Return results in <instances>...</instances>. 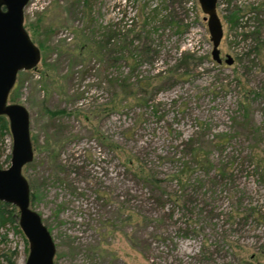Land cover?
<instances>
[{
	"label": "rangeland",
	"instance_id": "rangeland-1",
	"mask_svg": "<svg viewBox=\"0 0 264 264\" xmlns=\"http://www.w3.org/2000/svg\"><path fill=\"white\" fill-rule=\"evenodd\" d=\"M164 11L175 26L151 33ZM216 14L220 64L196 0H29L24 28L41 60L18 73L9 102L29 113L34 156L22 174L54 241L53 264H264V0H217ZM130 21L147 22L167 51L134 72L108 60ZM116 73L130 95L109 82ZM158 73L154 86L133 85ZM2 127L6 169L12 139ZM197 149L210 165L190 162L179 187L174 176ZM132 157L155 186L131 178ZM28 254L8 220L0 264H25Z\"/></svg>",
	"mask_w": 264,
	"mask_h": 264
},
{
	"label": "water",
	"instance_id": "water-1",
	"mask_svg": "<svg viewBox=\"0 0 264 264\" xmlns=\"http://www.w3.org/2000/svg\"><path fill=\"white\" fill-rule=\"evenodd\" d=\"M217 0H196L204 15L210 58L220 64L218 45L222 37L216 14ZM29 0H0V117L8 123L12 139L10 164L0 168V202L17 210L20 231L28 242L29 254L25 264H53L55 244L40 215L31 208L30 188L22 169L33 161L34 150L30 137L29 113L9 96L21 71L34 70L41 60L39 48L24 28V8ZM225 65L232 60L225 56Z\"/></svg>",
	"mask_w": 264,
	"mask_h": 264
},
{
	"label": "trees",
	"instance_id": "trees-1",
	"mask_svg": "<svg viewBox=\"0 0 264 264\" xmlns=\"http://www.w3.org/2000/svg\"><path fill=\"white\" fill-rule=\"evenodd\" d=\"M170 4L173 5V3L179 4L181 3V0H169ZM183 2V1H182ZM238 11V10H237ZM159 19L157 20L156 24L154 27H152L151 29V33L153 31V33H156L157 31H164L167 28H169V24H173L172 26H175V22H173L170 18H169V14L166 13L164 11L163 14H159ZM236 16V14H235ZM236 18V17H235ZM233 18V19H235ZM237 20V19H236ZM133 21H130L128 23V25H126L125 29L122 30L121 34H119V38L121 39L120 42L118 41V51H115L116 53H118V57H114L112 55V53H114L113 50H109V56L108 60H109V67L110 68H117L118 66H120V64L127 66L126 68L128 69L129 72H134L137 68V66L141 63V62H148L151 63L152 61L156 60V58L158 56H165L167 55V51H165L163 49L162 44L160 45V40L161 37H159L158 35L156 36V40L149 38V31L144 32V28L147 27V22H143L140 25H132ZM235 22V20H234ZM237 22V21H236ZM138 27L139 26V31L142 33V36L140 35V32L135 31L133 33V28ZM144 27V28H143ZM113 37H115V34L113 35H109L106 38L107 41V45H109V43L114 39ZM162 43V41H161ZM94 45V41H86L83 42V46L82 48L86 49L89 48L91 46ZM105 47V46H104ZM105 49H107V47H105ZM165 52V53H164ZM192 56H183V59H190ZM118 70V69H117ZM167 75L169 74V72H166ZM166 73H158L156 76L152 77V78H147L146 82L147 83H142L140 84V81L135 80V83H133V85L135 84L136 87H142L144 85H148L149 83L153 84V86L155 85V83L157 81H161L164 77H162V75H165ZM188 77V73L187 72H182V74H177L176 77L180 78V77ZM169 78V77H168ZM127 79H121V76L119 73H116V75H112L111 79L109 80V82L113 85H117L120 88L123 89V93L127 92V95H130L131 92L127 91L128 89V82H126ZM149 81V83H148ZM148 88V87H147ZM141 89V88H140ZM126 90V91H125ZM144 94V93H143ZM119 96V94L113 93L112 98L110 100L109 103V108L110 110L114 111L117 108V105L115 103V98H117ZM133 100L136 102V104H139V99L132 97ZM137 104V105H138ZM59 113H63V111H59ZM0 122L2 124V128L3 130L8 133V123L7 120L4 117H0ZM205 154L204 152H202L201 150L197 149L192 151V154L188 157V162L183 163L180 165V169L178 171V173H176V175L174 176V180L177 181L176 184L179 185V187H184V180L187 178L186 175L187 174H191L192 170L191 167L189 165L190 162H192L194 169L198 168L201 171H205L206 169H208L210 163L207 161L206 157H204ZM10 158V157H9ZM136 160V162H135ZM126 163V165H128L129 169H131V171L133 172H129V175L131 176V178L137 182H140L141 184H150L155 186L154 184H157L159 181L156 178H153V176L151 175L152 173L145 167V165L143 164V162H140L137 158H128L124 161ZM135 162V163H134ZM261 163V161L258 162V159L256 161V168H258L259 164ZM191 172V173H190ZM16 209L15 207H13L12 205L0 202V229L9 221H11L12 223L16 224V217H14V213H15ZM7 218V219H6Z\"/></svg>",
	"mask_w": 264,
	"mask_h": 264
}]
</instances>
